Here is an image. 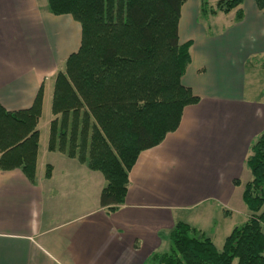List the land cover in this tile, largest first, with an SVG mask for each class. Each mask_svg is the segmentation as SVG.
Instances as JSON below:
<instances>
[{"label": "crops", "instance_id": "0c3cea01", "mask_svg": "<svg viewBox=\"0 0 264 264\" xmlns=\"http://www.w3.org/2000/svg\"><path fill=\"white\" fill-rule=\"evenodd\" d=\"M240 8L241 20L237 9L208 17L200 0H185L179 36L192 45L182 83L200 101L185 106L160 144L140 152L124 203L109 211L100 205L104 175L48 149L55 79L80 48V22L52 13L48 0H0V105L29 108L43 89L35 182L20 168L0 170V264H144L170 249L179 221L223 248L249 217L246 159L264 130L258 66L248 71L250 57L264 55V14L255 0Z\"/></svg>", "mask_w": 264, "mask_h": 264}, {"label": "trees", "instance_id": "16d2710c", "mask_svg": "<svg viewBox=\"0 0 264 264\" xmlns=\"http://www.w3.org/2000/svg\"><path fill=\"white\" fill-rule=\"evenodd\" d=\"M245 0H200L202 16L237 9ZM185 0H48L54 14H71L82 27L81 45L57 73L52 100L56 116L48 149L100 171L106 185L101 207L124 203L129 171L141 151L160 144L181 122L185 106L200 101L182 77L192 41L179 36ZM264 14V0H255ZM43 89L33 105L10 111L0 105V170L20 168L35 182ZM244 184L248 219L218 249L204 232L179 221L170 251L144 264H264V130L252 141ZM51 174L47 165L46 177ZM235 184L240 181L235 180Z\"/></svg>", "mask_w": 264, "mask_h": 264}, {"label": "rangeland", "instance_id": "374dc122", "mask_svg": "<svg viewBox=\"0 0 264 264\" xmlns=\"http://www.w3.org/2000/svg\"><path fill=\"white\" fill-rule=\"evenodd\" d=\"M216 1L217 0H210L212 4H214ZM202 23H204L206 28H208L209 30H214L217 27L214 22H210L209 24V22H205V19L202 20ZM256 66H258V69L255 70V74L257 75L256 83L259 84L262 89H264V55L250 57L248 62V71H252V67H256ZM219 248H221V246H219ZM167 251H170V249L168 248ZM233 264H237V261L235 260Z\"/></svg>", "mask_w": 264, "mask_h": 264}]
</instances>
